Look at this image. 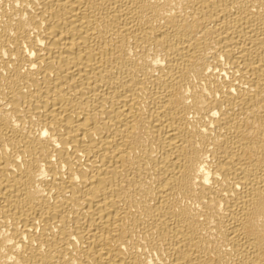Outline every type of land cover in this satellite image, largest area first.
Masks as SVG:
<instances>
[{"label": "bare ground", "instance_id": "bare-ground-1", "mask_svg": "<svg viewBox=\"0 0 264 264\" xmlns=\"http://www.w3.org/2000/svg\"><path fill=\"white\" fill-rule=\"evenodd\" d=\"M0 264H264V0H0Z\"/></svg>", "mask_w": 264, "mask_h": 264}]
</instances>
